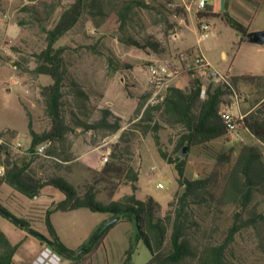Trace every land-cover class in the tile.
<instances>
[{"label": "rangeland", "instance_id": "rangeland-1", "mask_svg": "<svg viewBox=\"0 0 264 264\" xmlns=\"http://www.w3.org/2000/svg\"><path fill=\"white\" fill-rule=\"evenodd\" d=\"M146 1L155 6L154 9L137 10L127 33L139 39L154 37L155 40L162 42L165 48L161 54L123 42L115 15L98 26L88 14H85L81 21L55 44L56 48L65 49L69 74L79 81L90 95L89 107L94 109L92 121L100 119L102 111L108 109L122 119V131L130 126L140 95L147 92L155 93L157 90L156 86L149 83L150 66L158 62H166L176 67L180 54L191 50L183 49L184 45L199 44V37L191 32L187 41L181 45L178 35L188 30L189 14L187 17H181L175 11L177 8L187 10V6L192 5L193 13L198 12L197 0ZM74 3L75 0H38L36 2L0 0V15L5 17L0 23V137L9 144L5 147L13 154L14 161L17 158V160H26L24 162L28 164L29 158L22 153V150H28L26 148L32 138L30 124L38 133L50 127L41 93L43 87L51 84L52 80L48 76L33 74L32 70L36 68V54L47 47L45 29L54 28L62 12ZM32 4H47V7L60 4V6L49 20H45L46 15H44L39 21L30 11L25 10ZM263 24L264 21L261 18H256L249 25L251 29H264ZM218 27L220 28V25ZM221 38L223 41L228 38L227 42L233 41L225 32L221 34ZM216 41L217 39L211 36L201 43L204 47L211 48L215 46ZM215 58L220 62L224 60L218 50L215 52ZM114 67L117 71L113 70ZM192 79L191 73L184 72L174 79V85L183 88L189 85ZM209 84L207 82V87ZM165 90L166 88L162 93ZM242 91L247 96L250 95L248 91ZM263 98L264 94L251 95L246 102L249 106H254L264 100ZM122 131L105 137L103 133L77 129V136H70L73 147L75 143L82 142L88 150L94 148L99 150L102 164L100 168L93 169L84 164H61L48 155L31 158L30 164H35L33 167L37 168L40 175H57L65 179L70 176L67 179L69 182L78 188H83L100 179L106 164L103 160L104 153L106 151L111 153ZM177 134V130L168 127L160 131L164 149L173 158H176L174 150L178 140ZM241 135L245 138L242 142L231 140L226 135L207 145L193 147L187 154L188 157L186 156V178L195 180L205 178L213 172L222 174L228 172L236 162L242 144H246V141L247 144H256L247 132L242 130ZM14 139L22 144L21 150L15 148ZM73 147L70 153L75 157ZM261 148L264 153V147L261 146ZM0 155L3 154L0 153ZM178 155L180 156V153ZM224 155L230 156V159L222 158ZM25 157L26 159H21ZM128 157L140 175L137 197L140 199L154 197L166 211L169 202L179 190L177 181L179 175L176 167L161 158L152 134L146 137L138 136L133 144L132 153L128 154ZM97 183L100 191L99 199L107 204L133 193L130 183L117 178L111 180V183L106 181ZM6 187L10 189V192L11 188ZM50 190L54 193L49 194ZM3 192L1 203L13 213L20 214L24 211L23 207H27L31 202V199L20 193L19 197H15L10 196L9 192L7 194L5 189ZM61 197L64 195L59 190L49 187L43 193L41 201H49L52 198L61 199ZM254 204H257L256 208L259 212L264 211V205H258L257 200ZM46 212L44 208H40L33 213L32 228L41 237L48 239L50 235L43 219ZM235 212L236 207L230 206L224 208L223 213L217 212L212 216L210 226L211 231L216 233L214 234L216 241H223L227 228L233 222ZM110 216L87 209L69 213L55 212L51 216V221L62 237V241L69 248H77V250L80 248L81 251L86 247L82 245L90 241L94 231L110 219ZM258 227V231L253 228L243 230L237 235L232 246L234 253L243 264H264V254L258 247L261 235L264 237V222ZM0 228L14 245H18L14 264H34L47 246L42 244L36 236L1 215ZM81 254L80 259L74 261L63 258L62 264H149L152 260L151 252L144 245L141 237H138L137 226L133 222H119L107 232L102 243L91 250L86 248Z\"/></svg>", "mask_w": 264, "mask_h": 264}, {"label": "trees", "instance_id": "trees-1", "mask_svg": "<svg viewBox=\"0 0 264 264\" xmlns=\"http://www.w3.org/2000/svg\"><path fill=\"white\" fill-rule=\"evenodd\" d=\"M39 5L32 4L25 8L39 21L44 15L45 20H49L60 6ZM154 7L146 0H75L73 5L62 12L54 28L45 29L47 47L36 54V68L32 73L48 76L52 80L51 84L43 87L41 93L50 127L38 133L31 124L29 125L32 137L30 150L50 142L48 156L61 161H71L74 155L70 153L73 147L70 136H77V129L103 133L105 137L122 131V119L108 109L102 111L100 119L92 121L94 109L89 107L90 95L82 84L69 74L65 49L56 48L55 44L71 31L85 14H88L98 26L115 15L123 42L161 54L165 48L162 42L155 40L154 37L139 39L127 33L137 10H151ZM175 11L181 17L188 16L186 8H177ZM211 11L209 6L205 11L198 10L197 18L209 17L213 15ZM223 17L243 39L251 41L255 33H250L229 14L226 13ZM186 53L198 54L194 49ZM113 70L117 71V68L114 67ZM241 79L251 84L261 80L250 76ZM209 83L205 98L201 97L204 81L195 77L186 88L169 86L164 100L155 104L149 103L154 92L141 94L130 126L121 132L119 141L112 148L109 161L100 174V179L83 188L76 187L61 176L40 175L37 168L31 164L20 166L10 163L8 161L10 153L4 146H0V153L7 156V170L5 176L0 178V186L7 182L32 199L40 196L47 187H54L65 196L63 201L56 203L46 212L45 224L50 235L48 243L36 237L66 260H78L82 254L80 249L73 250L61 240L53 226L51 215L54 212L67 213L89 209L94 213L111 216L94 231L90 241L85 243L88 250L102 243L107 232L119 222H133L136 225L135 220L138 217V237H141L152 255L149 264H243L232 249L236 237L246 229L253 228L258 231L259 224L264 222V211L259 212L257 204H254L257 200L258 205H264V153L261 146L242 144L238 158L228 172L224 174L213 172L205 178L195 180L186 178L188 156L182 158L178 155L186 146L189 153L193 147L207 145L228 133V127L220 114L226 92L222 86L214 82ZM165 127L178 131L174 150L176 158L164 149L160 131ZM244 127L264 143V101L244 119ZM149 134H152L161 158L174 165L179 175L177 179L179 190L169 202L166 211L154 197L140 199L136 195L140 175L131 164L128 154L132 153L133 144L138 136L146 137ZM222 158L230 159V156L224 155ZM116 178L130 183L133 193L107 204L99 199L97 182L111 183V180ZM230 206L236 207L233 222L227 228L223 241H216L214 238L216 233L211 231L210 221L217 212L223 213V209ZM0 209L20 220L24 224L22 228L26 231L36 232L26 220L16 217L1 203ZM114 219L117 220L110 223ZM258 247L264 254L262 235ZM17 251L18 245H14L0 228V264H14Z\"/></svg>", "mask_w": 264, "mask_h": 264}, {"label": "crops", "instance_id": "crops-1", "mask_svg": "<svg viewBox=\"0 0 264 264\" xmlns=\"http://www.w3.org/2000/svg\"><path fill=\"white\" fill-rule=\"evenodd\" d=\"M209 7L211 8L212 10L211 12L213 15L209 17H204V19H206L212 26V29L214 31V35L212 37H215L217 39L215 46L211 48L210 47L206 48L204 47L203 43H201L202 41L199 42L198 39L199 44L197 46L184 45L183 49H194L197 53L201 54L214 68L220 70L223 73H228L232 77L233 81L237 79L238 81H235L236 86L239 89L246 90L250 93V95L248 94V99L249 97H251V95L254 96L258 94H264V44H254L251 43L250 41L243 39L241 34L237 30L232 28L223 17L224 14L226 13L229 14L237 22L241 23L244 27H246L250 33L262 32L264 31V29L262 28L251 29L249 24H251V22L256 18H261L264 21V0H211ZM187 11L189 14V28L188 30H186L184 34L178 35L179 39L181 40V45L182 43H185L187 41V37L191 32L198 36V23H199L198 21L200 19L197 18L196 12L193 13L192 7L187 6ZM218 25H220V28L218 27ZM216 28H218L219 30L217 31ZM224 32L226 35H228V37H231L233 41L227 42L229 38L226 41H223L221 38V34ZM216 50H218L220 55L223 57L224 60L222 62H220L218 59L215 58ZM248 76L261 78V80L256 84H251L241 79L243 77H248ZM171 86H175L174 80L172 81ZM187 86L183 88H186ZM263 101L264 100L260 101L254 106H249L247 102H245V104H243L242 106V110L245 114H249L253 112L256 108H258ZM248 135L250 136L252 141H254L258 145H261V142L257 138H255L254 135L250 133H248ZM250 138L248 140H250ZM244 140L245 138H243V141ZM14 141H15V145L19 142L17 139H14ZM28 143H29L28 148H26L28 150L26 151L22 150V153L29 158L28 164H30L31 158H34L30 156V154L28 153L31 148L32 138ZM245 143H247V141ZM98 151L99 150L97 148L88 150L86 149L85 144H83L82 142H77L73 147V152H75V157L73 160L61 161L59 159L53 157L52 158L61 164H66V165L84 164L88 167H92L93 169H97L100 168V165H102L100 161V152ZM8 152L10 153V157L8 159L10 163L17 164L20 166L26 164L24 162L26 160H17L16 158V160L14 161L13 154L11 153L10 150H8ZM6 158L7 156L0 155V171H1L0 178H3L6 174V170H7ZM21 159H26V157ZM31 165L34 166L35 164L31 163ZM68 177L70 176H67L66 179H68ZM6 186H9L11 188L10 192H9L10 189L7 188ZM48 188L49 187L45 188L40 196L32 199L17 191L7 182H4L0 186V203L2 201L1 195L4 193L3 192L4 189L7 192V194L9 192L10 196L13 195L15 197L17 196L19 197V193H20L25 197L31 199V202L28 203L27 207H23L24 211H21L20 214L13 213L9 209L8 210L16 217L26 220L28 224L32 227L33 226L32 218L34 217L33 213H36L37 210H39L40 208L42 209L44 208L46 212L53 205L65 199L64 196L61 197V199L52 198L49 201H41L43 193ZM50 191L51 192H49V194L54 193V191L52 190ZM79 210H87V209H79ZM45 217L46 215H44L43 218L44 222H45ZM104 220H106V218ZM60 238L62 240L61 236ZM73 250H77V248Z\"/></svg>", "mask_w": 264, "mask_h": 264}, {"label": "built area", "instance_id": "built-area-1", "mask_svg": "<svg viewBox=\"0 0 264 264\" xmlns=\"http://www.w3.org/2000/svg\"><path fill=\"white\" fill-rule=\"evenodd\" d=\"M211 0H197V8L199 11H205ZM192 7V5L190 6ZM5 17L0 15V23ZM198 36L199 42L209 39L214 35L211 24L204 18L198 21ZM184 72H189L195 78H200L204 81L201 97L207 95V82H214L223 87L226 92L223 103L221 105L220 114L228 127L227 136L234 141H243L241 131L251 134L248 128L244 127V119L248 116L242 110L243 104L247 101V94L239 89L234 83L232 77L228 73H223L214 68L201 54L189 55L186 52L180 54L178 66L174 67L171 63H156L149 68L150 78L149 83L157 87L155 93L149 103L155 104L164 100L166 90L169 83ZM165 92L162 93L163 89ZM250 114V113H249ZM51 145L50 142H45L38 146L35 150H29L32 157H47V150ZM264 147V143L261 142ZM0 146H9V144L0 137ZM22 144L18 142L15 146L17 149H22ZM110 151H106L103 156L104 163H107L110 158ZM154 170V168H153ZM1 174V171H0ZM162 187V185H160ZM63 257L53 251L48 246L42 250L34 264H62Z\"/></svg>", "mask_w": 264, "mask_h": 264}, {"label": "water", "instance_id": "water-1", "mask_svg": "<svg viewBox=\"0 0 264 264\" xmlns=\"http://www.w3.org/2000/svg\"><path fill=\"white\" fill-rule=\"evenodd\" d=\"M251 43H254V44H264V31L262 32H255V34L252 35L251 37ZM188 154V146L184 147L183 150L180 152V156L181 157H186ZM0 214L6 218H8L9 220H11L14 224H16L17 226L19 227H23L24 224L18 220L17 218L9 215L8 213H6L4 210L0 209ZM117 219H114L112 220L110 223L112 222H115ZM135 223H136V226L139 227V219L138 217L136 218L135 220ZM32 235L34 236H38L39 238H42L44 240V242L47 244L48 243V239L46 238H43L41 237L38 233L32 231L31 232ZM86 248H83L81 251H80V254L85 250Z\"/></svg>", "mask_w": 264, "mask_h": 264}, {"label": "flooded vegetation", "instance_id": "flooded-vegetation-1", "mask_svg": "<svg viewBox=\"0 0 264 264\" xmlns=\"http://www.w3.org/2000/svg\"><path fill=\"white\" fill-rule=\"evenodd\" d=\"M83 246H85V244H83ZM83 246H82V247H83ZM85 248H87V247H85Z\"/></svg>", "mask_w": 264, "mask_h": 264}]
</instances>
